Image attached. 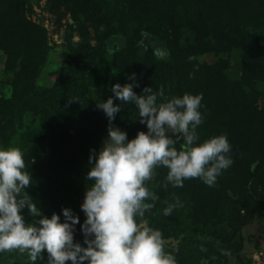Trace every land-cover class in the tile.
<instances>
[{
	"label": "trees",
	"instance_id": "obj_1",
	"mask_svg": "<svg viewBox=\"0 0 264 264\" xmlns=\"http://www.w3.org/2000/svg\"><path fill=\"white\" fill-rule=\"evenodd\" d=\"M49 1L52 10L65 7L74 21L90 23L97 31L105 27L106 33L99 47L68 37L59 78L52 86L40 85L36 78L48 58L46 32L27 17V0H0L2 85L12 89L8 97L0 92V123L36 120L29 133L32 144L24 153L33 177L26 191L38 207L66 208L63 202L69 198L78 206L79 190L86 191L92 183L86 178L90 149L99 151L108 135V117L97 103L114 96L115 83L131 82L134 74L137 94L148 86L162 88L168 98L206 90L205 101L210 100L215 112L203 114L197 143L226 134L234 162L214 186L191 178L182 187L168 184L165 188L168 169L159 166L153 188L159 199L150 201L155 206L146 215L164 238L179 239L184 227L191 230L177 246L166 244L177 264H220L211 255L220 246L233 245L232 239L225 238L222 223L236 217V198L230 204L227 190L235 194L234 182L242 169L250 177L264 168V114L255 104L251 86L257 70H264V0ZM146 36L169 47L167 60L158 57L157 46L140 44ZM235 49L242 54L241 80L224 74ZM208 50L218 59L215 66L191 60ZM114 103L122 108L113 124L125 130L129 139L147 131L133 103L118 99ZM225 115L228 120H223ZM181 143L175 146L179 149ZM177 200L179 206L165 216L163 209Z\"/></svg>",
	"mask_w": 264,
	"mask_h": 264
},
{
	"label": "clouds",
	"instance_id": "obj_2",
	"mask_svg": "<svg viewBox=\"0 0 264 264\" xmlns=\"http://www.w3.org/2000/svg\"><path fill=\"white\" fill-rule=\"evenodd\" d=\"M129 80L123 85L115 83L114 96L97 103L109 126L101 149H90L86 178L92 183L80 205L86 215L81 224L83 244L74 241L79 215L67 207L62 209L63 220L58 213L48 217L38 211L26 191L33 177L23 150L0 146V252L27 253L31 264L43 260L45 251L47 264H177L175 255L166 250L162 231L146 215L155 206L149 201L159 199L146 181L163 166L168 169L165 188L168 184L182 187L191 178L214 186L234 162L231 144L226 134L197 143V128L204 121L202 93L168 98L162 88L146 86L137 94L134 74ZM114 99L133 103L147 131H138L129 139L125 130L115 126L122 106ZM177 141H182L179 149ZM179 204V200L168 203L163 214L171 215ZM24 209L39 219L27 222Z\"/></svg>",
	"mask_w": 264,
	"mask_h": 264
},
{
	"label": "rangeland",
	"instance_id": "obj_3",
	"mask_svg": "<svg viewBox=\"0 0 264 264\" xmlns=\"http://www.w3.org/2000/svg\"><path fill=\"white\" fill-rule=\"evenodd\" d=\"M26 14L29 20L43 28L47 35V42L49 46L47 51V62L36 78L38 84L40 85L52 86L57 78H59L63 55L66 49V39L68 37L73 38V40L76 42L83 41L90 44L91 46H103V37L106 33L105 27L101 28L100 31H97L90 23H86L84 21H74L71 12L65 7H61L57 11L52 10L49 0H27ZM174 41L175 37H172L171 45H175ZM140 44H142L145 48L154 45L157 46L158 48L156 50L159 58L167 60V58L170 56V50L167 45L158 43L155 44V42L148 36L143 38ZM191 60H196L199 62V64L209 67H213V65L215 66V64L218 62L215 53L211 52L210 50L202 54L199 53ZM4 69L5 62L1 58L0 92L5 93V96L8 97L12 94V89L3 88L2 78ZM242 72V54L239 50L235 49L231 54L230 68L226 69L224 74L232 80H241ZM251 86L256 93L255 104L259 111L263 112L264 114V70H257L256 78L254 79ZM201 93L203 94L201 107L202 114H206L207 112L214 113L215 110L213 104L210 102V100L207 102L205 101V98L208 95L207 91L204 90L200 92V94ZM207 105L212 110H210ZM223 120H228V116L225 115ZM35 126L36 120L32 117H28V119H26L23 124L7 122L5 125H2L0 123V146L20 147L25 153L32 144V140L29 138V133L33 131ZM104 139L99 145V150L103 145ZM157 168L155 169V175L153 178L149 181H146L151 191H153L155 186L154 181L156 180V175L159 170ZM244 170L245 169H242L239 172L237 180L234 182L236 185L235 194L233 190H227L230 204L235 202L236 198V207L234 205L236 217H232L222 223L227 235L225 238L232 239L231 243L233 245H230V248L229 246L227 248H223L219 245L220 247L215 249L214 254L211 255V258H214L220 264L264 263V189L262 186L264 180V168L258 174L257 172L252 173L254 175L250 177H247V171L244 173ZM77 184L80 185V182H77ZM85 193L86 191H84L83 188L82 190H79L78 206L77 203L71 201L70 198L69 200L65 199L63 202L67 208H71L74 213L80 217V224L76 225L74 241H79L82 244L84 242V235L81 231V224H83L84 220L86 219V215L81 210L80 205L83 202ZM73 196L77 197L76 194H73ZM40 209L42 213L48 217H51L54 212L58 213L61 215V219L63 220L62 209L64 208L58 205L56 207H52L50 204H48V207L37 206V210L40 211ZM23 212L27 222H35L39 219V217H33L31 214H29L27 209H24ZM181 231L182 232L179 239L174 237L165 238L166 244L168 246L175 247L181 242V240H183L186 235H190L192 233L188 227H184ZM216 241V243H220V241ZM239 248L240 251H238ZM47 256L48 254L45 251L44 259L38 261V264H47ZM0 264H31V262L27 253H20L18 250H14L10 252H4L0 256ZM66 264H71V261L66 262Z\"/></svg>",
	"mask_w": 264,
	"mask_h": 264
},
{
	"label": "built area",
	"instance_id": "obj_4",
	"mask_svg": "<svg viewBox=\"0 0 264 264\" xmlns=\"http://www.w3.org/2000/svg\"><path fill=\"white\" fill-rule=\"evenodd\" d=\"M264 264V263H263Z\"/></svg>",
	"mask_w": 264,
	"mask_h": 264
}]
</instances>
